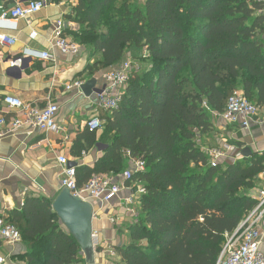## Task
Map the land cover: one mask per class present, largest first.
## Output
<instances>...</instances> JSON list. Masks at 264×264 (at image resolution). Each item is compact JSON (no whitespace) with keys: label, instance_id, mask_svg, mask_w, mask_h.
<instances>
[{"label":"trees","instance_id":"16d2710c","mask_svg":"<svg viewBox=\"0 0 264 264\" xmlns=\"http://www.w3.org/2000/svg\"><path fill=\"white\" fill-rule=\"evenodd\" d=\"M77 12L78 41L102 55L90 75L116 68L130 51L149 64L132 73L117 110L98 114L101 134L88 129L75 145L79 157L107 146L93 167L77 166L78 189L95 175H123L131 160L145 162V172L124 183L145 192L121 264H217L257 205L251 193L264 154L214 166L199 141L237 91L264 110L263 0H81ZM55 200L28 198L7 218L27 247L21 260L86 264Z\"/></svg>","mask_w":264,"mask_h":264},{"label":"crops","instance_id":"0c3cea01","mask_svg":"<svg viewBox=\"0 0 264 264\" xmlns=\"http://www.w3.org/2000/svg\"><path fill=\"white\" fill-rule=\"evenodd\" d=\"M29 1L0 0V34L17 40L14 46L0 47V118L7 121L21 118L17 111L9 109L4 103L3 100L7 96L41 108L54 103L59 107L57 123L60 132L49 133L23 127L0 140V216L8 219L12 212L23 208L28 198L55 200L59 196L63 190V169L58 163L60 157L64 156L70 163H76L80 167H93L96 161L103 157L107 147L98 143L88 152L84 151L80 157L75 156L73 151L75 145L83 138L84 132L88 130L87 122L100 113L95 107L94 95L104 87V77L108 72L106 70L90 75L87 71L88 66L99 61L102 55L92 53L90 48L78 41L84 29L76 21L79 19L77 9L81 0H51L47 8L30 18L11 20V11ZM139 1L144 4L146 0ZM4 15L8 17L2 21L1 17ZM60 25L63 37L81 45L82 52L79 56L64 55L52 45ZM42 52H49L54 60H42L39 57ZM16 57H22L23 64L12 68L8 61ZM126 62L139 64L138 60L134 59L133 52L127 53L125 60L118 66ZM76 80L85 83L95 80L93 95L88 97L76 89L66 90V86ZM263 117L264 110L261 111L260 119ZM215 130L218 137L223 139V143L226 140L231 142V145L224 144V147L231 146V150L224 157L236 158L247 147L251 148L253 153L264 154V123L253 124L247 131L239 125L230 126L218 119L211 134ZM97 134L100 135L101 131ZM129 168L130 162L127 169ZM263 187L264 174L259 177L258 187L251 193L252 196ZM141 189L143 184L136 182L123 189L119 200L109 204L92 202L95 206L94 229L100 233L96 264L122 263L118 251L129 243V228L140 209ZM130 197L138 200L134 206L135 215L122 202ZM261 251L264 255V237ZM26 253L27 247L22 241L9 245L0 238V258L5 260L4 264H25L21 256Z\"/></svg>","mask_w":264,"mask_h":264},{"label":"built area","instance_id":"2783aa9c","mask_svg":"<svg viewBox=\"0 0 264 264\" xmlns=\"http://www.w3.org/2000/svg\"><path fill=\"white\" fill-rule=\"evenodd\" d=\"M50 2L51 0H30L26 5H19L11 11L10 19L16 21L30 18L47 8ZM7 17L4 15L1 20L5 21ZM16 42V38L0 34V47H11ZM52 45L64 55L79 56L82 52L80 44L63 37L61 25L57 27ZM39 57L42 60H54L49 52H42ZM8 64L12 68L20 67L23 64V58L16 57L8 61ZM135 71L130 62L108 70L104 77V87L94 95L95 107L100 112H114L119 108L131 80V75ZM85 84L82 80H76L66 86V90L76 89L82 93ZM3 101L9 109L17 111L21 118H14L10 121L0 118V140L7 135L18 132L23 127H30L32 130H42L49 133L60 132V127L57 123L59 107L56 104L49 103L41 108L26 104L20 99L11 96L5 97ZM261 111V108L249 101L242 91H237L229 99L226 111L221 115L220 119L227 125H239L243 130L249 131L253 124L260 125L264 123V117L260 119ZM103 125V121L97 115L87 122L86 127L91 132H95L101 130ZM209 153L214 166H216L218 160L226 156L225 152L218 150ZM240 159H242L241 155L235 158V160ZM58 163L63 169L61 175L62 189L67 188L75 196L101 204H109L119 200L123 189L126 187L124 185L125 181L130 180L135 173L145 172L146 170L145 162L131 160L130 168L123 175H95L82 189H78L76 182L77 166L69 168L70 162L64 156L58 159ZM144 192V189L139 191L140 195L144 194ZM253 197L256 199L257 205L245 218L237 232L228 236L217 264H264V255L261 251L264 237V187L259 189ZM122 202L135 215L134 206L138 202L137 198L130 197L122 200ZM0 238L9 245H16L22 241L19 230L10 224L5 216H0ZM93 241L95 248H97L100 244V233L95 229L93 231ZM4 262L5 260L0 258V264H4Z\"/></svg>","mask_w":264,"mask_h":264},{"label":"water","instance_id":"95a60500","mask_svg":"<svg viewBox=\"0 0 264 264\" xmlns=\"http://www.w3.org/2000/svg\"><path fill=\"white\" fill-rule=\"evenodd\" d=\"M96 81L90 80L83 87L86 96L94 93ZM98 90L97 92H99ZM253 154L251 148H245L241 156L249 157ZM77 166L70 163L69 168ZM53 210L67 231L79 244L86 264H96V248L93 241L95 206L92 202L84 200L64 188L53 203Z\"/></svg>","mask_w":264,"mask_h":264},{"label":"rangeland","instance_id":"374dc122","mask_svg":"<svg viewBox=\"0 0 264 264\" xmlns=\"http://www.w3.org/2000/svg\"><path fill=\"white\" fill-rule=\"evenodd\" d=\"M131 52V51H130ZM132 56V55H131ZM124 64V63H123ZM133 69L135 70H143L144 67L147 68V66L149 67V64H147L146 62L142 61V64L139 63V64H131ZM98 111V110H97ZM219 135L216 134V130L214 131L213 134H210V135H207L205 137H202L199 141L201 147L205 150V151H222V152H225V154L227 152L230 151V149H228L229 147H224V144H227V145H231V142H227L228 140H226V142H222L223 139L221 137H218ZM221 140V141H220Z\"/></svg>","mask_w":264,"mask_h":264}]
</instances>
